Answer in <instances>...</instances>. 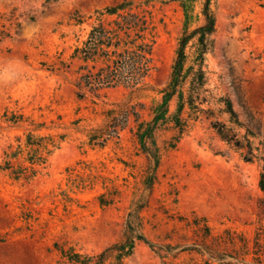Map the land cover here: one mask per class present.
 <instances>
[{
	"label": "rangeland",
	"instance_id": "374dc122",
	"mask_svg": "<svg viewBox=\"0 0 264 264\" xmlns=\"http://www.w3.org/2000/svg\"><path fill=\"white\" fill-rule=\"evenodd\" d=\"M46 1L0 0V24L7 26L3 19L11 14L21 15L12 40L0 44V117L6 109L16 111L44 122L51 135H65L32 181L16 182L0 171V264H69L57 249L96 255L123 237L128 222L155 247L174 250L160 259L137 243L123 264L199 263L187 250L196 239L185 226L193 218H203L213 236L228 230L251 239L263 197L258 188L262 163L243 162L210 123L228 125L219 101L228 99L242 125L239 135L247 130L252 146L263 147L264 0H210L215 31L204 56L209 104L203 108L213 111V118L201 115L189 121L179 139L169 121L159 123L153 133L155 167L135 142L134 117L119 130L118 139L104 146L92 145L89 138L116 106H135L140 121H151L169 81L178 39L202 26L205 0ZM124 1L138 21L127 39L125 75L120 84L79 100L69 76L49 74L40 63L59 53L67 59L97 23L95 13ZM75 19L81 23L75 25ZM110 20L102 17L101 22ZM194 43L185 50L186 68ZM122 52L123 47L117 54ZM174 111L171 101L168 115ZM23 132L0 119V161L7 145ZM226 253L223 263L234 264L230 250Z\"/></svg>",
	"mask_w": 264,
	"mask_h": 264
},
{
	"label": "trees",
	"instance_id": "16d2710c",
	"mask_svg": "<svg viewBox=\"0 0 264 264\" xmlns=\"http://www.w3.org/2000/svg\"><path fill=\"white\" fill-rule=\"evenodd\" d=\"M46 2L55 3L57 0ZM209 4L210 0H205L201 10L202 26L190 32H183L178 39L169 81L161 91L162 99L154 109L151 121L146 123L140 121L139 115L135 113V106L129 107L126 104L116 106L115 109L106 112L108 122L104 127L94 131L89 138L92 145L104 146L108 141L118 139L119 130L126 128L130 119L134 117L135 142L142 154L154 160L155 167L157 149L153 142V133L159 123L169 121L176 139H179L187 130L189 121L195 122L201 115H205L206 119L213 118V111L203 108V105L209 104L204 56L210 51L211 37L215 31V19ZM129 11V4L124 1L105 8L103 12H96L99 18L97 23L91 26L86 39L73 48L67 59H63L59 53L52 61L41 62V68L55 76H69L70 85L79 100L87 95L96 97L102 88L120 84L127 70L125 57L128 58L127 50L131 45L128 41L129 32L138 24L136 16ZM102 17H111V20L105 24L101 22ZM19 18L21 15L15 17L11 14L8 19H3L8 25L0 24V44L12 40L20 27ZM24 18L30 22L34 21V16L24 15ZM80 23L79 19H75V25ZM122 36L129 37L123 39ZM192 41L195 42V50L191 64L186 68L188 56L185 50ZM121 47L122 55L117 54ZM171 101H175V111L168 115ZM219 101L223 104L221 113L227 116L228 125L219 121L211 122L210 127L216 136L226 146L239 153L243 162L262 163L258 188L263 197L257 202L258 226L251 239L228 230L223 231L221 235L213 236L212 230L203 218H193L191 222L186 221L185 226L191 229L196 239L187 250L199 258V263L196 264H210L211 261L230 264L223 263L228 256L227 249L234 256V264H246L247 259L250 264H264V144L261 150L254 148L249 140L252 135L247 130L240 136L237 130L242 129V125L230 101L228 99ZM184 110L188 111L187 119L182 118ZM0 119L9 127L24 129L22 137L15 138L14 143L8 144L3 151L0 171L6 173L13 181L30 182L45 166L50 156L59 149L65 135H51L47 133L48 128L44 122H35L16 111L6 109ZM137 243L147 245L160 259H165L166 255L174 250V247L169 245L155 247L143 236L138 227L128 222L123 237L96 255H80L61 249L57 251L69 264H123L133 254ZM161 252L166 254L161 255Z\"/></svg>",
	"mask_w": 264,
	"mask_h": 264
}]
</instances>
